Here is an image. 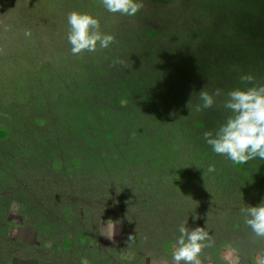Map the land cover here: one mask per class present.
I'll return each mask as SVG.
<instances>
[{
	"label": "rangeland",
	"instance_id": "obj_1",
	"mask_svg": "<svg viewBox=\"0 0 264 264\" xmlns=\"http://www.w3.org/2000/svg\"><path fill=\"white\" fill-rule=\"evenodd\" d=\"M243 1L196 0L194 9L205 13L223 11L227 16ZM250 1L247 8L255 6L257 14L261 5L258 0ZM72 11L97 18L102 32L117 39L114 31L121 29L120 34L130 38L133 30L129 29L135 28L116 22L120 14L109 13L101 0H0V101L20 102V109L28 103L33 112H46L52 101L60 103L65 98L56 91L50 93L55 81L76 73L88 75L105 51L98 47L89 57L86 53L72 55L67 40V15ZM171 43L177 45V41ZM168 46L165 44L162 53L172 52ZM108 104L77 109L70 115V122L69 115L68 122L62 118L66 108L59 106V122L39 132L33 150L27 155L16 153L13 163L0 160V194L11 192L5 199L0 197V264H173L181 224L189 229L204 227L212 237V246L200 254L201 264H264V237L252 233L241 211L264 203V180L261 176L255 183L251 177L256 160L243 165L228 161L237 183L247 186L224 188L219 174L194 171L195 176L184 177H190L192 183L186 189L183 182H174L173 175L164 174L161 168L168 161L205 163L210 150L206 141L167 144L166 150L154 153L161 143L154 144L142 135L140 140L120 142L123 147L131 142L129 155H115L110 134L104 131L109 129L111 119L137 116L125 127L126 132H136L142 126L138 120L145 114L109 108ZM84 117L89 122L83 121ZM220 125L213 123L210 130L215 132ZM192 126V131L204 128L201 122H193ZM57 134L68 136L72 143L60 146L57 138L61 136ZM83 135L88 140L86 145L79 138ZM76 142L82 145L79 154L67 156ZM62 153L65 159L60 158ZM258 161L263 171L264 160ZM37 177L44 181H37ZM23 180L28 190L18 188V181ZM37 189L46 197L42 207L37 208L39 214L46 207L55 211L57 197L63 200L57 208L60 221L32 217L36 205L27 202L25 196ZM78 197L83 203L77 204ZM130 235L136 237L131 244Z\"/></svg>",
	"mask_w": 264,
	"mask_h": 264
},
{
	"label": "trees",
	"instance_id": "obj_2",
	"mask_svg": "<svg viewBox=\"0 0 264 264\" xmlns=\"http://www.w3.org/2000/svg\"><path fill=\"white\" fill-rule=\"evenodd\" d=\"M142 2L144 7L135 17L119 15L115 18L116 22L135 27L129 29L133 30L130 38L125 36L126 33L121 35V29L114 31L115 36H118V39L115 37L117 45L114 43L109 46L112 52L108 48L103 49V56L88 71V75L76 73L54 82L49 91L65 96L60 103L52 101L46 112L37 113L32 111L28 103L23 104L20 109V102L17 105L15 101H0V126L5 128L0 129V160L13 163L16 153L27 155L33 150L31 146L39 142L36 137L39 132L44 133L59 122L60 114L56 113V109L62 105L66 108L62 118L66 119L69 115V122L70 115L77 109H91L97 105L104 106V103H109V108L116 106L129 113H144L145 116L138 120L142 126L136 132H126L125 127L135 121L137 116L124 115L111 119L109 129L104 131L110 134L115 155H129L131 150L128 146L131 142L124 147L120 142L140 140L142 135L154 144L161 143V147L153 149L154 153L166 150L167 144L202 141L203 133L211 131L213 123L222 124L231 115L223 107L226 93L236 87L251 86L242 84L241 76L251 74L257 83H264V0H258L262 8L259 7L257 14L253 11L255 6L247 8L251 1L245 0L235 10L229 11V18L223 11H195L196 0H181L178 3L169 0ZM173 41H177V45L172 46ZM165 44L172 48V52L162 53ZM85 53L89 57L90 52ZM117 60L123 63L114 64ZM206 88L209 92L219 88L225 95L218 97L213 107L198 112L196 107L202 103L198 94ZM121 102L125 104L120 105ZM189 109H193L194 113H189ZM86 120L89 122L84 117L83 121ZM193 122H201L203 130L192 131ZM111 126L113 132L117 131L116 136L113 135ZM117 128L123 129L122 132L119 133L120 129ZM61 135L57 134L56 137ZM79 138L83 139L85 145L88 144L87 137L83 135ZM57 139L61 142L60 146L72 143L68 136ZM76 143L71 151L66 152L67 156L73 154L75 157L79 154L82 145L80 142ZM209 149V157L205 163L185 165L168 161L161 169L164 174L173 175L174 182H183L181 184L188 189L192 184L191 178L184 177L192 176L194 171L206 174L208 166L214 164L216 171L212 173L220 175L217 177L221 178L224 188L247 186L237 183V175L226 156L215 154L211 146ZM62 154L60 158L65 159ZM255 160L251 174L254 182L259 181L258 177L261 176L264 180V170L260 171L258 168L261 162L258 160L261 159ZM36 180L44 181L40 177ZM18 183V188L28 190L26 180ZM38 192L37 189L34 194L25 196L27 202L32 201L36 205L31 210L32 217L37 220L41 217L50 220L53 217L54 221H60L62 216L57 208L63 200L57 197L54 200L55 211L46 207L39 214L38 209L42 207L46 197ZM9 193L11 192H3L0 197L5 199ZM76 202L83 203L81 197Z\"/></svg>",
	"mask_w": 264,
	"mask_h": 264
},
{
	"label": "clouds",
	"instance_id": "obj_3",
	"mask_svg": "<svg viewBox=\"0 0 264 264\" xmlns=\"http://www.w3.org/2000/svg\"><path fill=\"white\" fill-rule=\"evenodd\" d=\"M104 8L112 14L135 17L144 7L142 0H101ZM69 31L68 43L74 56L85 52L94 53L99 49H107L114 44L115 37L101 30L100 21L87 13L72 11L67 15ZM25 35L30 36V32ZM123 63V61H114ZM241 83L251 85L236 87L226 93L223 107L231 115L227 117L215 132L205 131L203 139L217 155L226 156L236 165L247 164L254 159L264 160V83H257L251 74L240 77ZM225 95L219 88L212 92L203 89L198 97L201 104L196 111L213 107L217 98ZM214 164L207 168L208 173L215 172ZM245 215V224L257 237H264V203L259 206H247L241 210ZM108 224H113L111 221ZM179 236L172 253L173 264H201L200 254L203 249L212 246V237L204 227L189 229L185 224L178 228ZM130 235L129 244L135 242Z\"/></svg>",
	"mask_w": 264,
	"mask_h": 264
}]
</instances>
